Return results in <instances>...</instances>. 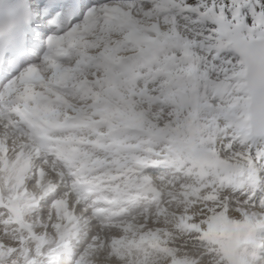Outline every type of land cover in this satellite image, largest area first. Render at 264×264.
<instances>
[{
  "label": "clouds",
  "instance_id": "clouds-1",
  "mask_svg": "<svg viewBox=\"0 0 264 264\" xmlns=\"http://www.w3.org/2000/svg\"><path fill=\"white\" fill-rule=\"evenodd\" d=\"M150 4L120 0L134 25L98 15L62 41L37 35L19 55L0 52V74L34 68V92L55 88L83 110L65 119L50 96L55 111L38 110L18 99L19 81L0 101V244L37 264H264V229L243 226L246 216L264 221V160L254 157L264 151V118L242 143L224 114L185 115L195 94L186 77L181 89L155 84L151 102L136 97L139 120L113 119L111 132L90 122L93 101L80 83L103 75L92 45L132 30L149 35L153 24L166 29L157 14H143ZM7 264H25L24 252Z\"/></svg>",
  "mask_w": 264,
  "mask_h": 264
},
{
  "label": "snow or ice",
  "instance_id": "snow-or-ice-1",
  "mask_svg": "<svg viewBox=\"0 0 264 264\" xmlns=\"http://www.w3.org/2000/svg\"><path fill=\"white\" fill-rule=\"evenodd\" d=\"M153 13L166 29L153 24L149 35L132 30L120 40L92 45L100 50L103 75L97 73L94 82L80 83L93 101L90 122L107 124L111 132L115 130L113 119L126 124L139 120L144 113L137 110L136 97L151 102L156 98L155 84H160L161 91L165 87L181 89L187 77L195 82V94L185 115L196 117L202 109L224 114L243 143L252 134L253 121L264 118V0H152L143 14ZM114 14L136 23L122 11L120 0H38L35 6L18 0L0 6V52L19 55L26 39L37 35L49 45L62 41L65 33L71 36L81 27L79 22L86 30L98 15L107 19ZM33 72L34 68H28L23 72L14 69L12 75L0 74V101L17 91L19 81L24 90L18 99L35 102L38 110L55 111L50 96L64 106L65 119L83 111L55 88L48 87L47 96L34 92L27 82ZM254 157L264 160V151H256ZM247 158L253 161L251 150ZM243 226L250 232L264 229V221L246 216ZM17 251L24 252L25 264H37L27 250L4 244H0V264H7ZM39 251L37 248L36 253Z\"/></svg>",
  "mask_w": 264,
  "mask_h": 264
}]
</instances>
